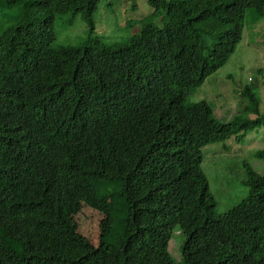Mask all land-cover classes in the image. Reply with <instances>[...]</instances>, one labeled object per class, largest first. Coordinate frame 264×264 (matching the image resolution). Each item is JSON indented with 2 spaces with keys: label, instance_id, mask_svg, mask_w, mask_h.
I'll return each mask as SVG.
<instances>
[{
  "label": "trees",
  "instance_id": "16d2710c",
  "mask_svg": "<svg viewBox=\"0 0 264 264\" xmlns=\"http://www.w3.org/2000/svg\"><path fill=\"white\" fill-rule=\"evenodd\" d=\"M100 1L0 0V264H264V172L246 165L247 195L220 213L202 167L205 147L263 125L258 94L228 121L189 102L264 0H149L164 27L111 43L94 36ZM68 13L87 23L82 48L53 47ZM70 199L103 215L97 245Z\"/></svg>",
  "mask_w": 264,
  "mask_h": 264
},
{
  "label": "rangeland",
  "instance_id": "374dc122",
  "mask_svg": "<svg viewBox=\"0 0 264 264\" xmlns=\"http://www.w3.org/2000/svg\"><path fill=\"white\" fill-rule=\"evenodd\" d=\"M150 11L154 14L149 0H101L94 15V36H100L108 43L131 38L140 32L142 23L139 21L142 20L144 24L156 21L158 26L164 27L163 15L150 17ZM255 15L253 9L248 10V33L234 55L189 100L190 103L208 100L214 105L215 114L222 121H228L236 114L235 110L242 100L240 92L245 87L255 89L261 102V115L264 116V17ZM128 21L138 23L130 25L127 24ZM55 23L56 40L53 47H79L89 38L87 23L81 14L59 15ZM250 78L252 81H249ZM258 150L264 151V121L261 127L249 132L240 143L230 140L225 144L207 146L203 150L205 158L202 167L211 183L220 213L233 208L247 195L246 165L264 172V158L258 156ZM90 208L85 205L82 207L77 199H70L67 207L78 229L94 243L98 241L103 215ZM185 240L186 236L175 229L169 251L177 263L182 261Z\"/></svg>",
  "mask_w": 264,
  "mask_h": 264
},
{
  "label": "clouds",
  "instance_id": "9594fccd",
  "mask_svg": "<svg viewBox=\"0 0 264 264\" xmlns=\"http://www.w3.org/2000/svg\"><path fill=\"white\" fill-rule=\"evenodd\" d=\"M167 1H169V0H167ZM100 3V2H99ZM149 3H150V5H151V2L149 1ZM152 6V5H151ZM154 9V8H153ZM151 13H150V17H153V13H152V11H150ZM256 17L257 16H259V15H257V13H256V15H255ZM250 18V17H249ZM247 21H248V12L246 13V25H245V28H244V34H243V39H244V37H245V34H247L248 33V29L246 28V26H247ZM250 21V20H249ZM251 22V21H250ZM243 39H242V41H243ZM241 41V42H242ZM87 42V41H86ZM86 42H85V44H86ZM85 44H83L82 46H79L80 48H82ZM239 46V45H238ZM58 80H59V73H57V80H56V82H58ZM249 81H252V79L250 78L249 79ZM214 97V96H213ZM80 203H81V206L83 207V205H85V206H87L88 208H90V206H88L85 202H83V201H81V200H79V199H77ZM70 201V200H69ZM69 201L67 202V207H68V204H69ZM90 209H92V207L90 208ZM92 210H94V209H92ZM71 218V217H70ZM72 221L73 222H75V220H73L72 219ZM76 223V222H75ZM4 225H3V221H2V218H1V216H0V230H1V228L3 227ZM78 227V226H77ZM82 235L83 236H85L83 233H82ZM86 237V236H85ZM87 238V237H86ZM98 242H99V236H98V241H96V242H94L93 244L94 245H97L98 244Z\"/></svg>",
  "mask_w": 264,
  "mask_h": 264
}]
</instances>
